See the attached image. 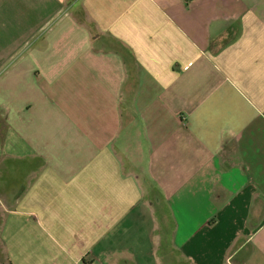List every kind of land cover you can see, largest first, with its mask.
Wrapping results in <instances>:
<instances>
[{
	"label": "crops",
	"instance_id": "0c3cea01",
	"mask_svg": "<svg viewBox=\"0 0 264 264\" xmlns=\"http://www.w3.org/2000/svg\"><path fill=\"white\" fill-rule=\"evenodd\" d=\"M254 257L264 0H0V264Z\"/></svg>",
	"mask_w": 264,
	"mask_h": 264
},
{
	"label": "rangeland",
	"instance_id": "374dc122",
	"mask_svg": "<svg viewBox=\"0 0 264 264\" xmlns=\"http://www.w3.org/2000/svg\"><path fill=\"white\" fill-rule=\"evenodd\" d=\"M253 246H248L244 248V253H250L251 251H253ZM160 254H161V250H160ZM260 257H254L253 260L251 259L249 262L247 259H244V261L241 260H236L233 263L234 264H264L263 262H259ZM264 260V259H263Z\"/></svg>",
	"mask_w": 264,
	"mask_h": 264
},
{
	"label": "built area",
	"instance_id": "2783aa9c",
	"mask_svg": "<svg viewBox=\"0 0 264 264\" xmlns=\"http://www.w3.org/2000/svg\"><path fill=\"white\" fill-rule=\"evenodd\" d=\"M90 264H92V263H90Z\"/></svg>",
	"mask_w": 264,
	"mask_h": 264
}]
</instances>
